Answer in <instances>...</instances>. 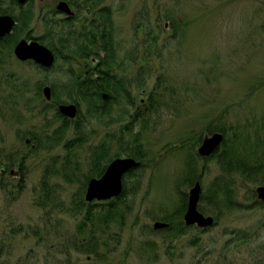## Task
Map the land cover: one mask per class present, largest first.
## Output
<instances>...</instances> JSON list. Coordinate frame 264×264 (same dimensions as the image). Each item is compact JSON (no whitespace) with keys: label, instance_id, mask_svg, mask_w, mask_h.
<instances>
[{"label":"rangeland","instance_id":"374dc122","mask_svg":"<svg viewBox=\"0 0 264 264\" xmlns=\"http://www.w3.org/2000/svg\"><path fill=\"white\" fill-rule=\"evenodd\" d=\"M56 3L35 0L34 20L15 36L27 38L31 32L33 38L43 37V18L51 17L48 13ZM103 8L112 13L116 74L129 83L137 103L147 100L145 118L126 134L135 102L133 108L114 105L109 116L90 119L83 103L75 94L73 99L66 96L63 87L71 69L78 75L90 68L91 57L73 59V52L56 38L53 44L61 59L50 72L31 61H19L14 45L0 53V168L13 160L24 172L22 180L0 171V264H264V204L256 193L264 186V174L229 179L222 176L217 159L198 154L203 138L211 135L210 122L229 130L230 138L235 130L251 126L258 132L247 130L250 145L256 132V140L264 139V0H102L96 9ZM90 16L83 12L71 28L79 31ZM144 26L152 31L154 45H145ZM94 53L105 58L99 49ZM145 55L149 61L144 64ZM46 85L53 92L57 86L59 104L80 103L86 140L81 147L65 149L75 138V121L53 149L33 151L26 144L32 135L46 144L44 139L54 136L63 123L56 118L55 100L44 115ZM151 95L154 101L149 102ZM138 134L148 155L145 166L130 177L129 191L137 186L128 196L130 209L122 222L104 232L94 230L100 257L76 250L73 241L90 235L89 227L84 234L78 232L84 221L81 200L91 203L86 193L92 179L84 180L93 148L108 143L112 160L129 157L125 147L134 145ZM6 155L12 158L7 160ZM193 160L196 171H204L199 208L214 217V226L186 227L184 212L171 230H154L156 222L177 213L183 197L188 199L193 185L183 181L186 165ZM48 167L58 171L51 177L50 194L41 186ZM62 169L73 174L67 183ZM223 178L242 207L214 204L212 192ZM178 223L188 229L180 233Z\"/></svg>","mask_w":264,"mask_h":264},{"label":"trees","instance_id":"16d2710c","mask_svg":"<svg viewBox=\"0 0 264 264\" xmlns=\"http://www.w3.org/2000/svg\"><path fill=\"white\" fill-rule=\"evenodd\" d=\"M101 1L102 0H99V2ZM87 2L88 0L85 1V7L87 6ZM75 3L79 4V1L75 0ZM92 17L94 19L89 27L84 24L81 31H75L71 28V26H73L72 22H67L66 24L64 20H56L53 16H44L43 28L45 30V34L40 38L43 44L48 45L52 49H54L53 43L56 38L59 43H62L63 48L64 46L73 48L75 56L80 58H84L93 54V52L97 49L104 52L105 58L103 59L102 66L93 69L85 68L83 74L79 73L78 75L73 73V69H71L72 71L67 75L68 79L63 87V93L66 96H68L70 99H73V95L75 94V97L79 100V102L83 103V105L86 107L88 113L87 115L90 119L109 116L114 108V105H122L123 103H125L127 104V106L133 108L135 106V102L137 103V101L134 100L131 94L129 83H127L124 79H120V77L116 74V64L112 62V56H114V48L111 11L109 9L102 10ZM33 20L34 18L32 17L31 13L29 18H27L26 20H21V22L23 26L28 27ZM144 34L147 38L145 45H154L156 39L154 36L151 37L153 35L152 31H150L145 26ZM79 42H81V44L77 45ZM6 47L7 46L1 48V54L5 52V50L7 49ZM57 55L58 59H61L60 52H58ZM143 61L144 64L148 63L149 60L147 59L146 55L144 56ZM146 69L147 68L144 65V71ZM95 75L100 76L99 79H96ZM53 88V98L56 103L59 104V99L57 96L58 91L55 90V88L57 89V86L53 85ZM104 94L108 95L107 98H104ZM153 99L154 97L151 95L149 98V102L154 101ZM80 103H77L79 107ZM147 103V101L144 105L140 102L137 103L138 106L136 109V113L130 114L131 117L129 118H132V120L124 128L126 134L133 132L135 130L136 124L144 120V111L142 110L144 108H147ZM49 105L51 104L46 103L43 111H45V109H48ZM151 109L152 104L149 105L148 110ZM56 118L63 123L61 126H59L57 131H54V136H47L44 139L46 141V144H41V138L32 135L31 143L34 146L33 151L40 149H53L54 145L55 147L61 145L65 138V135L70 130L68 124L72 123V121L62 117L58 112V109L56 112ZM75 124V138L65 145V149L69 152L73 149L81 147L82 144H84L86 141L83 136L84 126L82 124V121H80V118L75 121ZM247 130L257 131L253 130L251 126H243L241 127V132L239 130H235L234 138H230L229 130H227L225 127L215 126L213 122H210L208 124V134L219 132L225 136V140L221 148H219L211 157L212 159H217V163L220 167L223 177L226 176L229 179H233L236 174H241V176L245 180H247L253 178L258 173L262 172L264 174V139L256 140L258 132L257 131L255 134V143L253 145H250L251 138ZM134 138V145H130V143H127V147H125L124 152L127 154V156L141 161L142 166L139 168L141 169L145 166L144 163L146 162L148 154L142 147L143 144L141 143L140 134L135 135ZM123 139L124 138L121 137L118 141L122 142ZM109 151L110 148L108 146V143H100L93 148L92 158L90 160V163L88 164V173L86 174V178L84 180L85 183L89 182V180L93 178L102 177V175L106 171L108 164L112 160V158H110ZM0 154L3 155V149L1 147ZM16 154L17 152H15V155ZM119 156L120 155H117V157ZM4 157L7 160L12 158L11 155H6ZM194 163V160L193 162L190 161L187 163V169L185 172L186 180L183 181V184L194 185L196 181L202 182L201 180L203 179L204 171L198 173L196 171ZM0 166L2 165L0 164ZM4 166L7 168V170H10L15 165L13 160H9ZM19 168L22 169V175L24 176L23 166ZM139 169H134L126 176H124V190L121 196L104 202L94 201L91 203H86L85 201L81 200L82 208H79V211L83 213L84 221L80 224L78 233L80 235L84 234L89 227L90 235L86 239L78 236L73 241V247L76 250L100 257L101 254L97 248L100 242L97 235L94 234V230L100 228L101 232H104L105 229H108L113 224H118L120 221L122 222L124 218V212H128V210L130 209L128 196L130 193L133 194V191H135L137 187L135 185L132 192H130L128 183L130 177H136V172ZM74 171H79V168L75 169ZM57 174L58 171L53 169V167H48L46 172L44 173L41 186L46 194L51 193L50 190L51 188H53V186L51 185V177H55ZM72 177L73 174L64 173L63 180L67 183L71 180L69 178ZM21 183L22 182H20V184ZM2 187L4 190L8 189V185H2ZM211 198L214 201L216 207H218V205H221L224 208L228 209H237L239 207H242V204H240V202L236 199L235 193H232L230 191L229 185L225 183V178L220 181L217 191L212 192ZM203 200H205V197L203 198ZM186 203L187 199L185 196V198L183 197V201L181 204L182 206L181 208H179L177 213H175L174 215H166L162 218L164 222L170 225L169 230L173 228V224L176 221L179 222L178 218H182L181 216L183 215L187 207ZM45 204L46 201H44L42 205ZM178 225L180 228L177 229L180 233H184V230L188 229L180 223H178L176 226Z\"/></svg>","mask_w":264,"mask_h":264},{"label":"water","instance_id":"95a60500","mask_svg":"<svg viewBox=\"0 0 264 264\" xmlns=\"http://www.w3.org/2000/svg\"><path fill=\"white\" fill-rule=\"evenodd\" d=\"M21 3H26L27 0H19ZM59 12L65 13L70 17L76 16V11L72 10L68 3L60 1L57 5ZM16 22L10 16L0 17V37L11 34ZM14 53L21 61H33L37 65L48 69L51 68L55 62L56 56L48 47L42 45L38 41L21 40L16 46ZM97 61V62H96ZM93 67L99 65V61L92 59ZM143 94L146 92L143 91ZM43 96L47 102L53 99L52 89L47 86L43 89ZM107 95L104 96L106 98ZM142 103L145 100L141 101ZM59 112L62 116L68 119H75L78 115V107L75 104H62L59 106ZM30 140H27L29 143ZM224 142V135L222 133H214L211 136L204 137L202 144L198 149L199 156L203 158L211 157ZM141 162L134 158H116L107 167L105 173L101 178H94L90 181L86 193V201H109L119 197L123 192V177L131 170L140 168ZM1 173L5 172V168L0 169ZM12 177L20 179V171L13 168L10 171ZM202 185L197 181L188 193L187 209L183 217L184 224L187 227L197 226L201 229L211 228L215 224V219L212 216H206L199 210V204L202 195ZM256 193L260 201H264V186L257 188ZM169 228V224L164 222H156L154 230L161 231Z\"/></svg>","mask_w":264,"mask_h":264},{"label":"flooded vegetation","instance_id":"af4514ba","mask_svg":"<svg viewBox=\"0 0 264 264\" xmlns=\"http://www.w3.org/2000/svg\"><path fill=\"white\" fill-rule=\"evenodd\" d=\"M56 1H57L56 5L54 6V8H52V10H50V12L48 14L53 16L56 20L57 19L58 20H64L66 24H67V22H70V23L72 22L73 23L72 25H74L75 22H77V21L79 23V21L81 19V15L85 11L91 15L90 17L92 19H94L92 17V15H96L99 12V10L96 9V5L98 4V0H88L86 7H85V1L86 0H78L79 4H76L75 0H56ZM60 1H64V2L68 3L70 8L72 10L76 11V13H77L76 16L70 17L65 13L59 12L57 10V5ZM92 2H94V3H92ZM34 3H35V0H27L26 3H21V2H19V0H0V17L10 16L16 22L15 26L12 29L11 34L0 37V51H1V48H3L4 46H7L6 47L7 49L12 48L13 45L17 46L18 43L23 39L28 40V41L33 39V37L30 34L31 32H28L27 38L21 37L19 39V36L18 35L15 36V35L17 34V32H20L19 34H21L23 32L24 28H28L30 26V25L28 27L23 26L21 20H26L27 18H29L31 13H32V17L35 18L36 14L33 11ZM93 10H96V11L93 12ZM102 10H106V8H103ZM91 18L89 19L90 23H92ZM83 25H81V27H79V28H82ZM86 25H87V27H89V25H91V24H86ZM94 59H97V58L95 57ZM99 77L100 76H97L96 79H99ZM45 112H46V109H45L44 113ZM30 139H28V140H30ZM26 144H28V145L31 144L32 148L34 149V146L31 143V141H29V143H27V141H26ZM2 168H0V169H2ZM4 168H5V172L2 174H4L5 176L10 175V173H9L10 170H7V168L5 166H4ZM18 170L20 171V175H21V178L23 180L24 176L22 175V169L19 168Z\"/></svg>","mask_w":264,"mask_h":264},{"label":"bare ground","instance_id":"6f19581e","mask_svg":"<svg viewBox=\"0 0 264 264\" xmlns=\"http://www.w3.org/2000/svg\"><path fill=\"white\" fill-rule=\"evenodd\" d=\"M16 48H17V47L15 46V47H14V51H15ZM66 49H67L68 51L73 52V48H68V47H66ZM73 55H75L74 52L72 53V58L76 57V56L73 57ZM58 60H60V59H58V58L55 59V62H54L53 66H52L51 68L46 69V68L42 67L41 65H39V67H40L42 70L46 71V72H50V71H52V70L55 69Z\"/></svg>","mask_w":264,"mask_h":264}]
</instances>
